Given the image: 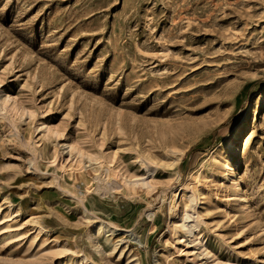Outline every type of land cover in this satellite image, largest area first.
Returning a JSON list of instances; mask_svg holds the SVG:
<instances>
[{
	"label": "rangeland",
	"instance_id": "374dc122",
	"mask_svg": "<svg viewBox=\"0 0 264 264\" xmlns=\"http://www.w3.org/2000/svg\"><path fill=\"white\" fill-rule=\"evenodd\" d=\"M154 257L264 264V0H0V264Z\"/></svg>",
	"mask_w": 264,
	"mask_h": 264
},
{
	"label": "bare ground",
	"instance_id": "6f19581e",
	"mask_svg": "<svg viewBox=\"0 0 264 264\" xmlns=\"http://www.w3.org/2000/svg\"><path fill=\"white\" fill-rule=\"evenodd\" d=\"M237 151L238 150H237L236 146L232 147L231 156H229L227 161L224 164H222V168L227 170V172H228L227 174H224V177L229 182L233 181V183L235 184L233 186V188L235 190H238L237 200L239 202L238 203L239 206L246 207L247 209H249L250 206H249V200H248V197L246 194V190H245L242 182L237 179V172L233 167L234 161H233L232 157L236 154ZM171 164L169 166H171ZM141 166L143 167V169H145V173L154 172V170H155L154 167H152L150 164H147L145 161L141 162ZM156 169H158V167ZM234 177H235V179H234ZM197 178L199 180L200 175H198ZM144 179H145L144 177H140V178L138 177L136 179L131 180L130 183L132 184L133 187L142 188V189L146 190L147 192H151L154 188V184H152L153 182L151 183V181L144 180ZM191 191L192 192L189 193V195L187 196V200L191 205H194V207H195L197 205V202L199 199L198 197L200 194H199L198 188L197 189L195 188ZM178 195L176 197H178ZM227 200H232V198L227 197ZM185 207H187V205H185ZM194 207L191 206L188 210L186 208H184V210L179 214L180 217H179V223L177 224V227L187 237L193 236L195 231L198 229V224L193 219L194 218L193 217ZM169 211H170V218L172 219L177 214L176 204H173ZM151 214L152 213H149L148 216L150 217ZM109 225L105 224L104 222L97 223V226L95 227L97 234H100V235L105 236V237H107V236L115 237L116 235L124 234L126 236L128 235L132 240L137 239V237L132 235L131 232H128L127 230H119V229L111 227ZM121 236H123V235H121ZM121 242H122V238H117V240H115V242H114V249H115V247L119 246L121 244ZM117 248H119V247H117ZM82 261H85V258H82ZM132 261H134V259H131L130 262H132ZM84 264H87L86 261L84 262ZM154 264H161L158 260V257H154Z\"/></svg>",
	"mask_w": 264,
	"mask_h": 264
}]
</instances>
